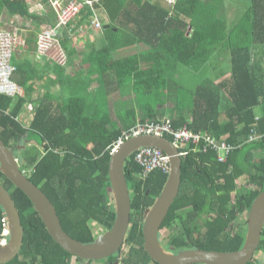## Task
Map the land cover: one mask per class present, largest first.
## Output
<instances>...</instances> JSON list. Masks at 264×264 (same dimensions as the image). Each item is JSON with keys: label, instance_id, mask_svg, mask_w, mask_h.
Listing matches in <instances>:
<instances>
[{"label": "trees", "instance_id": "1", "mask_svg": "<svg viewBox=\"0 0 264 264\" xmlns=\"http://www.w3.org/2000/svg\"><path fill=\"white\" fill-rule=\"evenodd\" d=\"M124 1L100 0L107 8L110 20L119 19ZM182 1H178L176 11ZM241 3L245 4L246 10L238 24L230 29L225 42L215 37L219 27H205L197 19L200 0H184L182 14L190 21V36L186 35V25L170 37L167 32L160 31L157 35L160 40L164 39L155 44L154 56L146 54L140 59L132 56L106 61L114 74L109 80L100 81V91L105 96L133 80V92L144 115L129 127L111 120L103 96L90 103L86 99L72 100L57 114L40 105L26 129L17 122L26 99L0 95V138L8 148L14 149L21 171L47 196L63 230L70 237L88 244L111 228L115 212L108 167L113 145L124 132L138 124L156 122L154 109L157 105L154 109L149 107L145 96L149 91H164L166 80L174 78L176 68L181 66L196 74L205 68L212 73L205 71L195 92L186 90L188 95L183 103L176 98L174 103L179 115L171 122L173 127L187 125L195 133L224 139L231 149L224 162H218L211 151H192L193 145L182 150L187 154L181 157L180 189L161 226V230L171 232L164 237V248L173 253L191 249L236 252L242 248L246 229L233 231V224H240L254 199L264 192V79L255 75L251 60L252 46L257 41L253 37L256 32L264 36V0H241ZM82 15L81 21L89 22L92 18L85 12ZM166 16L168 12L163 15ZM117 47L119 42L113 41V48ZM224 48L230 52L229 76L218 74L215 55L218 49ZM102 71V74L106 73ZM258 108L260 115L256 113ZM251 135L257 136L256 140L250 141ZM25 137L27 141L22 140ZM30 140L35 145L27 147L24 141L30 143ZM45 143L47 146L40 151ZM254 154L259 158L254 159ZM134 155L131 154L124 165L131 199L130 228L120 249L123 251L117 252L116 262L156 264L143 248L142 226L146 212L159 197L168 174L156 170L145 178L139 177L142 169ZM238 180L242 181L241 186H237ZM0 184L11 195L23 229L21 250L7 264H71L69 260L72 259H76V264L99 262L75 258L59 247L31 201L14 187L1 169ZM4 219L0 207V239ZM257 250L264 253V228ZM113 260L114 256L107 259ZM248 264L264 262L260 263L255 257Z\"/></svg>", "mask_w": 264, "mask_h": 264}, {"label": "crops", "instance_id": "2", "mask_svg": "<svg viewBox=\"0 0 264 264\" xmlns=\"http://www.w3.org/2000/svg\"><path fill=\"white\" fill-rule=\"evenodd\" d=\"M125 1L119 19L115 20H110L104 4L100 1L95 4V11L102 23L100 30L90 27L91 20L81 21L83 15L76 19L78 21L72 32L62 30L61 45L66 55V62L64 65H58L49 57H38L35 49L36 35L53 19V12L48 1L0 0V28L14 31L25 39V46L15 52L18 62L12 64L17 68L15 73L19 74H16V81H14L22 87V95L19 98L26 99L17 116V122L23 128L28 129L40 105L46 107L48 112L57 114L60 108H64L72 100L86 99L90 103L98 99L97 93H101L100 81L109 80L114 74L110 66H107V60L118 61L132 56L140 59L146 54L154 56L156 53L154 48H157L155 44L164 39H159L160 36L157 34L160 31L167 32L166 34L170 37V34L179 32L183 25H186V35L192 34L190 21L182 14L185 9L184 0H181V9L177 11V4L169 7L157 0ZM200 4L198 11L200 15L197 19L205 27L213 25L219 27L220 31L216 32L215 37L221 38L222 42L227 41L230 29L238 24L246 10L241 0H200ZM84 12L90 16L89 10L84 9L82 13ZM165 12H168V16L163 17ZM78 25H81L80 29ZM256 34L253 38L257 41L252 46L251 52L253 72L264 79V36L261 32ZM113 41L119 42V47L113 48ZM149 47L151 51L148 50ZM215 57L218 60V74L229 76L230 52L225 48L218 49ZM180 67L178 66L174 72V80H181L183 84L188 85V90L195 92L200 85L197 82L201 81V78L195 80L194 86H189L178 76L192 74L193 71L183 67V70L179 72ZM102 70L106 73L102 74ZM205 71L208 72L207 74L212 73L209 68L202 69L199 73ZM100 74H102L101 79ZM117 90L105 96L109 115L110 118L112 114L115 116L114 120L111 118L113 122L129 127L142 119L144 114L136 109L139 103L133 90L128 92H122L121 88ZM119 91H121L120 94L115 93ZM174 102L167 99L166 105L164 103V105L154 106L155 111L158 112H154V119L156 121L167 119L171 122L177 119L179 113ZM259 112L260 108L256 110L257 115H260ZM187 119L190 120V118ZM31 135L35 138L33 134ZM22 140H26V137ZM26 141L24 143H27ZM30 143L26 146L35 145L33 140H30ZM45 145L47 146L45 143L39 150L42 151Z\"/></svg>", "mask_w": 264, "mask_h": 264}, {"label": "water", "instance_id": "3", "mask_svg": "<svg viewBox=\"0 0 264 264\" xmlns=\"http://www.w3.org/2000/svg\"><path fill=\"white\" fill-rule=\"evenodd\" d=\"M151 147L169 157L170 171L165 185L153 206L146 212L142 226L143 248L156 264H248L261 241L264 228V192L253 201L248 212L243 246L236 252L182 250L176 254L166 251L159 233L168 211L176 199L181 183V156L164 137L140 135L120 144L111 153L108 178L112 190L115 220L111 228L98 235L94 242L83 244L70 237L62 228L59 217L47 196L21 171L14 150L0 138V169L4 176L31 201L53 241L66 253L85 261H102L113 256L122 247L130 228L131 199L124 174L126 159L136 150ZM0 207L9 230V241L0 245V264L17 257L23 243V229L19 213L8 191L0 184Z\"/></svg>", "mask_w": 264, "mask_h": 264}, {"label": "built area", "instance_id": "4", "mask_svg": "<svg viewBox=\"0 0 264 264\" xmlns=\"http://www.w3.org/2000/svg\"><path fill=\"white\" fill-rule=\"evenodd\" d=\"M63 1V4H62ZM167 6H173L177 0H159ZM53 13L54 21L44 30L36 35L35 47L38 57L46 56L51 58L58 65H64L66 55L61 45L62 30L72 32L75 24L83 14V10H89L90 27L101 29L102 23L95 11V4L98 0H49ZM81 25L77 27L80 29ZM25 46V39L16 32L0 28V95L15 98L22 95V88L13 80L16 72L12 65V57L16 50ZM254 134V133H253ZM140 135H154L158 137H169L171 143L178 149L181 157L187 154L184 148L193 145L192 151L199 153L213 152L217 156L218 162H224L225 156L229 153L231 146L224 139H217L209 134L195 133L187 126L174 128L170 120H161L138 124L124 132L118 141L113 145L112 152L117 146L129 140L132 137ZM250 141L256 140L255 135H251ZM134 159L141 167L142 172L139 177L145 178L152 171L159 170L164 174H169V157L161 150L151 147H143L136 150ZM3 231L1 234L0 245L8 243L9 231L7 229L6 217L3 221Z\"/></svg>", "mask_w": 264, "mask_h": 264}, {"label": "rangeland", "instance_id": "5", "mask_svg": "<svg viewBox=\"0 0 264 264\" xmlns=\"http://www.w3.org/2000/svg\"><path fill=\"white\" fill-rule=\"evenodd\" d=\"M62 4H63V1H62ZM8 30V29H7ZM149 51H151V49H150V47H149V49H148ZM18 62V58L16 57V53H14L13 54V58H12V64H16ZM183 67H180L179 68V72H180V70H183L182 69ZM16 74H18V73H15V76H13V80H15L16 81ZM205 74V72H201V73H192V74H187V75H180V76H178L179 77V79L181 78V79H183V80H185L188 84H189V86H194V83H195V80H198L201 76H203ZM19 75V74H18ZM113 77V76H112ZM111 77V78H112ZM200 81V80H199ZM198 81V82H199ZM197 82V84H199ZM132 83H133V80L131 79V81L129 82V84L128 85H126L125 87H121V91L122 92H128L129 90H133V88H132ZM196 84V83H195ZM109 85V84H108ZM186 90H188V85H185V84H183V82H181V80H177V79H175L174 80V78H172V77H170V78H168L167 80H166V86H165V90L164 91H159V92H156V90H153V91H149V93H147V95L145 96V103L146 104H148L149 106H151L153 109H154V106L155 105H161L163 102L165 103V105H166V103H167V99H170V101L171 102H174V101H176V98H177V101H179V102H182L183 103V101L182 100H185V97H187V95H188V92L186 91ZM118 91V90H117ZM121 91H119V92H115V93H121ZM97 94H99L98 95V98H99V100H101L100 98L102 97V99L104 98L103 96H105L104 95V93H97ZM58 101H60V100H58ZM99 103L101 104V105H103V102L102 101H99ZM185 103V102H184ZM145 104V105H146ZM186 104V103H185ZM148 105H146L147 106V108H149L148 107ZM159 105V106H160ZM136 109L137 110H141L140 109V107L138 106V108L136 107ZM155 110V109H154ZM144 112V111H143ZM156 112V111H155ZM111 113H113V110H111ZM156 113H158V112H156ZM113 120L115 119V116L112 114V117H111ZM27 144H31V143H25V145H27ZM42 150V149H41ZM43 151V150H42ZM259 157L257 156V155H255L254 154V159H258ZM237 186H241L242 185V181L241 180H238L237 181ZM239 224V222L237 223V224H233V227H232V230L234 231V230H239V229H246L247 230V225H246V216H244L243 217V219H242V221L240 222V224ZM243 224V225H242ZM240 225H242V227L240 226ZM95 229L97 230V228L95 227ZM102 231H100V233H101ZM162 233H164V232H162ZM246 234V233H245ZM126 251V250H125ZM124 251V254L126 253ZM258 258L259 259V261H260V263L262 262H264L263 260H264V253L263 252H260V251H256L255 252V254H254V258ZM105 261H103V263H104Z\"/></svg>", "mask_w": 264, "mask_h": 264}, {"label": "flooded vegetation", "instance_id": "6", "mask_svg": "<svg viewBox=\"0 0 264 264\" xmlns=\"http://www.w3.org/2000/svg\"><path fill=\"white\" fill-rule=\"evenodd\" d=\"M162 232H164L166 235H164V236H162ZM171 232L169 231V230H167V229H164V230H160V233H159V238H160V241H161V243H162V245L164 246L165 244H164V237H166L168 234H170ZM9 241V240H8ZM122 248V247H121ZM120 248V249H121ZM118 250V253H121L123 250ZM168 251V250H167ZM168 252H171V253H173L171 250H169ZM118 253H115L113 256L115 257V260H113V261H107V259L108 258H106V259H104V260H102V261H99V262H97V263H95V264H101V263H103V261H106L107 263L106 264H116L117 262H116V259H118V257H119V255H117ZM70 261V263L71 264H76V259H72V260H69ZM118 264V263H117Z\"/></svg>", "mask_w": 264, "mask_h": 264}, {"label": "clouds", "instance_id": "7", "mask_svg": "<svg viewBox=\"0 0 264 264\" xmlns=\"http://www.w3.org/2000/svg\"><path fill=\"white\" fill-rule=\"evenodd\" d=\"M48 1V3L50 4V2H49V0H47ZM100 0H98V2H99ZM157 1H159V0H157ZM178 1V0H177ZM161 2V1H160ZM163 3V2H162ZM176 4H177V2H176ZM175 4V5H176ZM166 5V4H165ZM175 5H173V6H175ZM173 6H169V7H173ZM50 8H51V5H50ZM52 9V8H51ZM52 12H53V10H52ZM54 18H55V15H54V13H53V21H54ZM81 20V19H80ZM49 25H50V23H49ZM7 30V29H6ZM35 49H36V47H35ZM13 58V57H12ZM16 68V67H15ZM21 87V86H20ZM22 88V87H21ZM20 95H18V96H16V97H19ZM15 97V98H16ZM185 126H187V125H185ZM182 127V126H181ZM188 127V126H187ZM257 137V136H256ZM164 138H166V137H164ZM169 140V139H168ZM170 142H171V140H169ZM254 141V140H253ZM172 144V143H171ZM174 146V145H173ZM13 149V148H12ZM20 149V147L18 148V150ZM14 150V149H13ZM178 150V149H177ZM24 173V172H23ZM248 216V215H247ZM247 216H246V220H247ZM7 229H8V227H7ZM3 231V230H2ZM9 231V230H8ZM2 234V233H1ZM246 235V234H245ZM8 240H9V238H8ZM162 244V243H161ZM162 247L164 248V246L162 245ZM165 249V248H164ZM166 250V249H165ZM167 251V250H166ZM169 251V250H168ZM118 252V251H117ZM171 253V252H170ZM173 254H176V253H173ZM76 258V257H75ZM254 258V257H253Z\"/></svg>", "mask_w": 264, "mask_h": 264}]
</instances>
